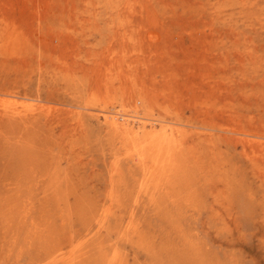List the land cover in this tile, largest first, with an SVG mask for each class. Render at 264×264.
Masks as SVG:
<instances>
[{
	"label": "rangeland",
	"instance_id": "obj_1",
	"mask_svg": "<svg viewBox=\"0 0 264 264\" xmlns=\"http://www.w3.org/2000/svg\"><path fill=\"white\" fill-rule=\"evenodd\" d=\"M0 264H264V0H0Z\"/></svg>",
	"mask_w": 264,
	"mask_h": 264
},
{
	"label": "bare ground",
	"instance_id": "obj_2",
	"mask_svg": "<svg viewBox=\"0 0 264 264\" xmlns=\"http://www.w3.org/2000/svg\"><path fill=\"white\" fill-rule=\"evenodd\" d=\"M134 135V134H133Z\"/></svg>",
	"mask_w": 264,
	"mask_h": 264
}]
</instances>
